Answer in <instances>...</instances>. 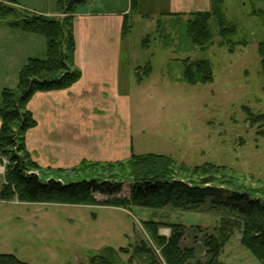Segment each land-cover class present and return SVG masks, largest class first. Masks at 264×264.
<instances>
[{
	"label": "rangeland",
	"instance_id": "obj_1",
	"mask_svg": "<svg viewBox=\"0 0 264 264\" xmlns=\"http://www.w3.org/2000/svg\"><path fill=\"white\" fill-rule=\"evenodd\" d=\"M16 1L28 6L42 2L56 5V0ZM0 5L13 8L18 19L37 15L7 0H0ZM209 6L206 0H138L128 16L129 28L121 48L125 70L139 65L138 76L148 75L142 84L133 78L125 80L129 87L124 91L125 97L120 98L127 105L125 112H119L120 119L124 123L127 113L133 149L128 142L122 144L120 154L107 160L95 151L100 144H93L91 139L88 157L81 162L43 167L32 158L25 144L26 133L34 124L24 132L23 140L19 134L16 137L39 166L34 172L44 180L77 182L92 177L109 180L116 171L123 176L128 173L119 172L116 162L127 161L132 154H162L174 159V179L247 191L264 200V118H259L264 115V78L258 51V44L264 41V19L253 12L264 10V0H223V13L238 27L237 34L231 37L232 51L217 34L214 20H210L213 32L210 40L194 45L187 37L186 22L192 13L206 11ZM77 8L90 9L87 5ZM57 12V16L49 17L61 20L64 14ZM140 12L148 17L141 19ZM3 47V55L17 58L12 46ZM196 59L210 63L211 82L190 85L183 80L185 61ZM108 99L107 95L100 98L97 112L91 114L111 116L113 105L109 106ZM31 102L32 96L24 110L32 116ZM115 105L117 117V110L122 107L120 102ZM0 157L6 158L1 153ZM204 164L213 167L194 169ZM119 179L123 187L118 195L97 193L93 195L95 204H67L20 201L14 195L4 197L1 191L6 185L5 174L0 175V254L14 255L28 264H100L93 255L101 253L111 264H146L148 257L137 251L141 243L157 264H166L162 246L153 239L152 229L144 225L154 221L158 225L157 234L163 238L170 236L171 225L186 226L181 246L192 248L195 259H203L205 252L199 242L202 239L194 237L193 228L199 227L202 234L222 237L228 233L217 257L219 264H262L242 244L244 229L239 215L215 205L211 199L194 209L170 204L160 208L103 204L113 198H129L131 180ZM221 228L223 231L218 230Z\"/></svg>",
	"mask_w": 264,
	"mask_h": 264
},
{
	"label": "trees",
	"instance_id": "obj_2",
	"mask_svg": "<svg viewBox=\"0 0 264 264\" xmlns=\"http://www.w3.org/2000/svg\"><path fill=\"white\" fill-rule=\"evenodd\" d=\"M15 3V0H7ZM91 0H56L57 11L64 14L60 20L45 15L24 16L16 18V12L11 7L0 5V20L15 17L8 25L25 32L42 35L46 39V57L44 59L30 58L18 74L17 86L13 89H3L0 107V153L7 159L5 167L6 185L1 193L11 198L13 195L20 201L26 202H56L67 204H95L94 194L109 197L118 195L122 191L123 181L119 178L131 180L129 198L111 199L103 204L118 206H138L146 208H160L173 205L187 209L202 206L211 199L215 205L226 208L229 212L239 215L243 220L242 244L264 264V200L252 197L247 191L229 190L216 185L187 183L181 179H174V159L162 154H132L127 161L116 162L119 172L128 171L121 175L117 171L110 179L89 178L77 182H65L56 178L42 179L34 170L39 166L27 154L24 143H18L19 134L23 140L24 132L35 124V120L27 110L25 104L38 91L67 88L76 82L80 71L74 66L73 54L75 40L73 36V16L77 6L84 5ZM209 9L196 11L186 22V35L194 45H200L213 36L210 20H214L217 34L224 45L233 50L231 37L237 34L235 22L229 21L223 13V0H208ZM138 0H130L133 10ZM260 19H264V10L253 11ZM127 16L122 24V35L128 31ZM148 37L144 39V45ZM261 57V72L264 78V41L258 44ZM151 69V67H150ZM151 71V70H150ZM149 72V71H147ZM142 77L138 76V81ZM183 80L190 84L206 83L213 80L210 63L206 59L185 61ZM252 114V113H251ZM259 118H264L262 115ZM20 153L22 155H20ZM112 165V164H109ZM195 166L202 169L204 166ZM217 167H214L215 170ZM118 178V179H117ZM114 179V180H112ZM144 225L152 229L153 239L162 246L161 254L166 264H219L217 257L227 235L216 236L210 233H200L201 228L194 227L195 238H199L205 252L203 259H195L192 248L181 246L187 233V227L181 224L171 225L168 238L157 234V223L145 222ZM223 231V228L218 229ZM225 230V229H224ZM202 234V236H201ZM137 251L144 252L148 257L146 264H157L148 249L139 244ZM94 254L100 264H111L103 256ZM188 260H193L190 263ZM0 264H28L18 260L14 255L0 254Z\"/></svg>",
	"mask_w": 264,
	"mask_h": 264
},
{
	"label": "crops",
	"instance_id": "obj_3",
	"mask_svg": "<svg viewBox=\"0 0 264 264\" xmlns=\"http://www.w3.org/2000/svg\"><path fill=\"white\" fill-rule=\"evenodd\" d=\"M15 4L40 15H58L56 5L52 7L42 2L28 6L16 0ZM84 5L90 9L78 10L77 6L72 14L75 40L73 62L80 71L78 80L68 88L38 91L32 95L30 110L36 123L26 133L25 144L32 158L43 167H62L67 163L81 162L88 157V141L91 139L93 144H100L99 148L95 146V151L107 160L120 154L122 144L128 142L133 149L127 113L124 123L120 119L119 112L127 106L120 98L125 97L127 92L124 91L129 87L125 80L133 78L142 84L148 75L138 81L139 65L126 70L122 66V60H126L121 57L125 36L122 35V24L125 16L129 22L128 16L132 11L130 0H91ZM139 14L141 19L148 17L145 12ZM11 20H0V92L16 87L18 73L28 59L46 57L45 37L11 27L8 25ZM9 41L11 44H6ZM5 45L12 46L16 59L3 55ZM14 53L11 52L12 55ZM104 95L109 97V106L113 105L110 110L112 115L100 117L91 114L97 112L96 105L101 103L99 100ZM115 102H120L122 107H118L117 117L114 114ZM89 128H94L97 133ZM91 132L93 135L89 137Z\"/></svg>",
	"mask_w": 264,
	"mask_h": 264
},
{
	"label": "built area",
	"instance_id": "obj_4",
	"mask_svg": "<svg viewBox=\"0 0 264 264\" xmlns=\"http://www.w3.org/2000/svg\"><path fill=\"white\" fill-rule=\"evenodd\" d=\"M7 162L6 158L0 157V175H4Z\"/></svg>",
	"mask_w": 264,
	"mask_h": 264
}]
</instances>
